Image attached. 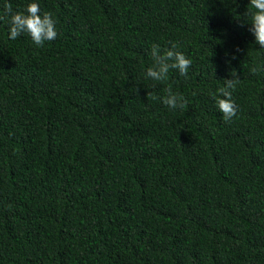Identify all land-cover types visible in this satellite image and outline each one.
<instances>
[{
	"label": "trees",
	"instance_id": "trees-1",
	"mask_svg": "<svg viewBox=\"0 0 264 264\" xmlns=\"http://www.w3.org/2000/svg\"><path fill=\"white\" fill-rule=\"evenodd\" d=\"M36 2L58 33L42 47L0 21V264H264L249 0ZM154 44H176L187 75L148 78ZM233 70L226 122L212 93ZM167 88L187 107L164 105Z\"/></svg>",
	"mask_w": 264,
	"mask_h": 264
},
{
	"label": "clouds",
	"instance_id": "clouds-1",
	"mask_svg": "<svg viewBox=\"0 0 264 264\" xmlns=\"http://www.w3.org/2000/svg\"><path fill=\"white\" fill-rule=\"evenodd\" d=\"M40 5L36 0L28 3L23 11L14 10L11 3L3 5V12H0V21L8 24V38L15 40L22 34L27 33L33 43L42 47L46 41H53L57 38L56 21L50 12L40 14ZM243 23L251 25L249 31L255 36V43L264 48V0H249L247 11L244 13ZM177 45L172 44L169 49L161 52L159 45H153L151 56L153 66L147 69V77L154 81L163 82L167 79L170 70H178L181 76H186L192 61L182 52L176 50ZM240 51V49H236ZM231 59H235L233 55ZM230 63V60L226 61ZM253 73L258 70L251 69ZM231 78L225 79V86L212 93L213 99L219 111L223 114L224 120L230 121L237 115L238 107L233 99V91L240 83L238 73L233 70ZM167 95L162 98V103L170 109H184L187 101L184 97L174 93L171 88L165 89Z\"/></svg>",
	"mask_w": 264,
	"mask_h": 264
}]
</instances>
